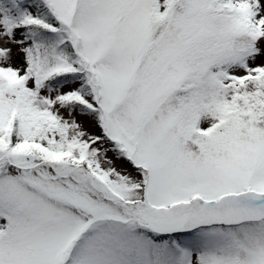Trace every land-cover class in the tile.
I'll return each mask as SVG.
<instances>
[{"label":"snow or ice","instance_id":"obj_1","mask_svg":"<svg viewBox=\"0 0 264 264\" xmlns=\"http://www.w3.org/2000/svg\"><path fill=\"white\" fill-rule=\"evenodd\" d=\"M0 264H264V0H0Z\"/></svg>","mask_w":264,"mask_h":264}]
</instances>
